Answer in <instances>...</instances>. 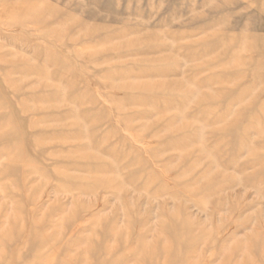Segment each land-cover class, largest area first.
Segmentation results:
<instances>
[{"label": "rangeland", "instance_id": "rangeland-1", "mask_svg": "<svg viewBox=\"0 0 264 264\" xmlns=\"http://www.w3.org/2000/svg\"><path fill=\"white\" fill-rule=\"evenodd\" d=\"M0 264H264V0H0Z\"/></svg>", "mask_w": 264, "mask_h": 264}, {"label": "bare ground", "instance_id": "bare-ground-1", "mask_svg": "<svg viewBox=\"0 0 264 264\" xmlns=\"http://www.w3.org/2000/svg\"><path fill=\"white\" fill-rule=\"evenodd\" d=\"M11 239H12V237H11Z\"/></svg>", "mask_w": 264, "mask_h": 264}]
</instances>
